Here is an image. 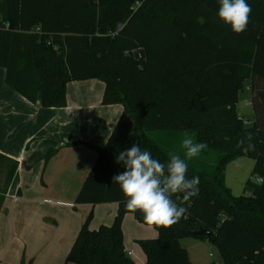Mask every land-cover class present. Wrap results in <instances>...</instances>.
I'll return each instance as SVG.
<instances>
[{
	"label": "trees",
	"instance_id": "obj_1",
	"mask_svg": "<svg viewBox=\"0 0 264 264\" xmlns=\"http://www.w3.org/2000/svg\"><path fill=\"white\" fill-rule=\"evenodd\" d=\"M247 2L250 22L236 34L218 18L217 0H0V67L9 88L43 107H64L70 81L96 78L105 83L103 104L124 106L105 145L88 144L98 157L75 199L117 202V213L112 224L95 229L90 214L67 262L137 264L123 243L122 222L131 213L158 231L156 238L138 240L146 264H194L181 245L188 237L218 248L222 263L210 264H264V0ZM139 48L144 59L134 56ZM246 81L251 125L236 109ZM247 131L254 134V152L236 148ZM186 135L208 145L187 161L188 177L200 178L198 195L181 205L188 211L176 224H148L140 211L125 208L119 185L112 183L125 170L116 157L139 144L166 162L169 152L183 156L174 140ZM241 157L254 166L237 196L225 171ZM16 168L0 153L4 187ZM199 229L213 235L196 234Z\"/></svg>",
	"mask_w": 264,
	"mask_h": 264
},
{
	"label": "crops",
	"instance_id": "obj_2",
	"mask_svg": "<svg viewBox=\"0 0 264 264\" xmlns=\"http://www.w3.org/2000/svg\"><path fill=\"white\" fill-rule=\"evenodd\" d=\"M5 74L0 67V153L16 161L17 168L2 193L0 244L4 227L8 228L10 244L6 247L4 243L0 264H68L67 254L87 217L94 213L100 225H110L117 213V202L77 204L75 199L98 157L88 144L105 145L124 106L103 104L105 83L91 78L67 84L66 106L43 107L9 88ZM49 152L51 156L46 159ZM5 173L0 174L4 182ZM132 216L125 215L123 230L131 226L141 229ZM90 222L89 227L95 229ZM57 223L66 225L53 249V236L48 231ZM157 234L158 231L147 235L135 232L132 240L156 238ZM130 241L123 234L124 248L132 252V258L136 244L131 246ZM41 246L44 251L39 252ZM54 250H58L56 254ZM133 260L146 264L142 255Z\"/></svg>",
	"mask_w": 264,
	"mask_h": 264
},
{
	"label": "clouds",
	"instance_id": "obj_3",
	"mask_svg": "<svg viewBox=\"0 0 264 264\" xmlns=\"http://www.w3.org/2000/svg\"><path fill=\"white\" fill-rule=\"evenodd\" d=\"M218 18L236 34L247 29L251 5L247 0H217ZM254 134L247 131L236 144L245 153L256 151ZM183 156L169 152L166 162L153 157L139 144L118 153L116 163L125 169L112 177L125 197V208L140 211L148 224L170 227L186 216L188 209L182 204L198 195L199 176L188 177V160L198 157L208 145L185 136L181 142ZM176 197L180 200L177 203Z\"/></svg>",
	"mask_w": 264,
	"mask_h": 264
},
{
	"label": "rangeland",
	"instance_id": "obj_4",
	"mask_svg": "<svg viewBox=\"0 0 264 264\" xmlns=\"http://www.w3.org/2000/svg\"><path fill=\"white\" fill-rule=\"evenodd\" d=\"M236 109H237V113L239 114V116L243 118L244 121L245 120L248 121L247 125H251L253 123L255 117H254V110L251 104V93L249 90V81L245 82L243 89L240 90L238 93V101L236 104ZM174 142L181 145L180 144L181 142L177 140L176 141L174 140ZM237 166L238 168H236ZM253 166H254V161L248 157H241L227 166L226 184L231 188L234 195L238 196V195L244 194V185H245L246 180L251 176ZM3 182H4V176H0V187L2 189L4 188ZM2 193L3 192L1 191L0 197L2 196ZM4 213L7 214V212H4ZM132 218L134 217L132 216ZM97 221L98 220L97 218H95V215L93 213V216L90 222L91 225L93 226L96 225L95 227L97 228L100 225V222H97ZM137 224L140 225L141 227L140 230L134 229L133 226H131V228H129L128 231H126V230H123V227H122L123 234L127 237L128 240H131L130 245L133 246L134 243L136 244L134 245L135 256L132 257V259H136V257H138L139 255L140 256L142 255L144 256V258H146L145 253L141 245L139 244V242L138 241L134 242V240H132L133 234H135L136 232L137 234L140 233L142 235H147L150 232L157 231L156 228H154L151 225H145V224L138 223V222ZM65 225L66 224L58 225L57 223V225L54 226L55 229L48 231V233H50L53 236V239L50 240L52 242V245L50 246L53 249L55 248L54 246L58 244V240L61 236V233L64 232L63 227ZM3 231L5 235L3 236V242H1L0 244V252H2L5 242H6V247H8L10 244V235H9L8 228L4 227ZM43 232L44 230L42 231L41 234H43ZM149 237L150 236H147V238ZM29 243L30 242H28V244ZM28 244L26 246V250H28ZM181 245L184 248H186V250L188 249L187 251L188 253H190V257L194 259L197 264H210L211 262L222 263V257H221V254L218 248L208 240H199L193 237H188V239H183L181 241ZM41 248L42 246L39 248V252L44 251V249H41ZM57 251L58 250H54V253L56 254ZM68 264H74V263L68 262Z\"/></svg>",
	"mask_w": 264,
	"mask_h": 264
},
{
	"label": "water",
	"instance_id": "obj_5",
	"mask_svg": "<svg viewBox=\"0 0 264 264\" xmlns=\"http://www.w3.org/2000/svg\"><path fill=\"white\" fill-rule=\"evenodd\" d=\"M134 56L136 59H144L145 58V52L142 48H139L134 52ZM195 233L199 234V235H205L207 237H211L213 235V233L207 229H199V230L195 231Z\"/></svg>",
	"mask_w": 264,
	"mask_h": 264
},
{
	"label": "built area",
	"instance_id": "obj_6",
	"mask_svg": "<svg viewBox=\"0 0 264 264\" xmlns=\"http://www.w3.org/2000/svg\"><path fill=\"white\" fill-rule=\"evenodd\" d=\"M244 122H245V123H248L247 120H245ZM131 253H132V252H130V251L127 252L128 255H131Z\"/></svg>",
	"mask_w": 264,
	"mask_h": 264
}]
</instances>
